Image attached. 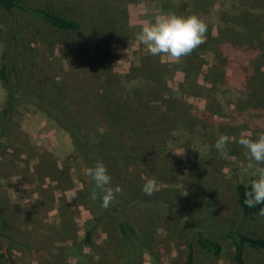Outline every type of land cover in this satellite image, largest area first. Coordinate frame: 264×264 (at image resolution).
<instances>
[{"label": "rangeland", "instance_id": "374dc122", "mask_svg": "<svg viewBox=\"0 0 264 264\" xmlns=\"http://www.w3.org/2000/svg\"><path fill=\"white\" fill-rule=\"evenodd\" d=\"M53 1L72 8L83 30L74 35L55 32L21 16V92L67 106L74 121L77 115H93L90 133L117 138L126 147L122 150L130 152L117 167L132 173L141 187L144 177H155L157 190L150 197L171 203L178 213L139 211L141 244L134 250L124 246L116 220L92 229L90 180L71 139L35 106L24 104L0 140V227L11 238L0 234V253L14 264H184L191 247L193 264H235L233 240L220 230L244 235L255 230L247 227L237 202L235 186L251 185L255 178L246 170V149L237 141L241 135L251 133L254 139L264 132V113L240 110L234 98L212 88L216 79L238 67L246 66L245 73H236L247 76L255 56L249 51L242 56L246 62H227L215 59L211 51L209 38L223 28L219 12L236 10L235 0ZM243 3L264 8V0ZM178 13L196 14L210 29L198 50L186 56L191 57L186 71L176 69L180 64L164 55L149 54L135 37L144 21ZM3 42L0 26V49ZM104 49L112 55L110 68L97 72L94 60ZM104 90L117 92L122 121L142 125L143 135L107 127L100 102ZM4 95L0 80V115ZM208 121L217 122V134L205 130ZM221 134L231 138L227 158L214 147ZM133 143L145 148L130 149ZM89 229L92 235L86 242ZM198 231L218 246L216 255L198 245ZM243 254L247 264H264V252L244 247ZM6 257L0 264H9Z\"/></svg>", "mask_w": 264, "mask_h": 264}, {"label": "trees", "instance_id": "16d2710c", "mask_svg": "<svg viewBox=\"0 0 264 264\" xmlns=\"http://www.w3.org/2000/svg\"><path fill=\"white\" fill-rule=\"evenodd\" d=\"M234 2V0H233ZM244 0H235L236 10H220L219 19L223 28H220L217 37L209 38L212 46V53L215 59L223 58L225 61H236L242 58L249 51H254L255 55L249 61V72L247 76H240L236 70L244 71L246 66L238 67L232 74H224L221 79H216L212 87L215 94L234 98L240 110L253 109L255 113H264V8L256 6L246 7ZM28 16L39 20L52 31L62 32L69 35L78 34L83 30V25L70 7L61 5L53 0H45L40 4H29L23 0H0V26L4 36V42L0 49V80L5 88L3 107L0 115V140L4 137L6 127L13 121L15 114L22 105H33L50 120L55 122L60 129L65 131L71 139L84 168L94 166L97 161H101L106 166L107 172L114 181V186L121 188L123 198L116 195L109 208L102 207V200L90 198V206L93 214L92 229L102 221L116 220L117 231L121 236L124 246L128 249L140 247V233L137 227V217L141 210L157 209L169 210L178 213L177 208L169 202H161L146 195L139 186V182L132 173L123 171L118 163L129 157L130 152L124 151V144L117 138H106L105 135L98 136L90 133L89 120H93V115L79 116L77 121L71 120V111L67 106H57L49 102L45 97H39L34 93H22L17 82V57L19 55V41L21 38L22 18ZM179 16L181 14L178 13ZM217 19V16H216ZM210 29L207 28L209 35ZM220 34V36H219ZM198 49H195V51ZM229 54V55H228ZM110 50L104 49L95 58V68L97 72L110 68ZM234 58L229 59V57ZM191 57H182L176 65V69L185 70L190 63ZM186 59V63H185ZM245 61L244 58H242ZM188 63V64H187ZM182 65V66H181ZM155 67L157 65H154ZM143 67V66H142ZM189 81V79H188ZM100 96L102 103V114L107 127L112 130H132L138 131L140 135L145 133L144 127L134 122L122 121V109H120V97L117 92L104 90ZM217 122L208 121L206 129L210 134H217ZM123 127V128H121ZM125 127V129H124ZM133 134H136L133 132ZM131 138V137H130ZM135 138L132 137V141ZM139 141V140H138ZM132 143V142H131ZM137 143H133L130 149L135 148ZM138 150L145 147L137 146ZM126 148V147H125ZM123 156V157H121ZM120 158V160H119ZM138 182L136 184L135 180ZM90 180V179H89ZM91 195L95 189L94 181L90 180ZM250 190V185L239 183L235 186L237 202L241 209L243 220L247 227L251 226L250 235H244L231 229H221L220 232L233 240L235 253L233 261L235 264H247L244 259V247L252 248L258 252H264V216L259 215V210L264 208V204L255 208L248 207L244 201L245 193ZM180 216V214L178 215ZM251 225V226H250ZM92 229L85 233L84 240L90 242ZM0 227V234L7 241L11 240ZM197 243L206 251L216 255L219 252L218 246L203 235L197 232ZM138 245V246H137ZM1 249V240H0ZM6 257L0 253V258ZM9 264H14L11 258L6 257ZM193 251L188 247L184 264H193Z\"/></svg>", "mask_w": 264, "mask_h": 264}, {"label": "clouds", "instance_id": "9594fccd", "mask_svg": "<svg viewBox=\"0 0 264 264\" xmlns=\"http://www.w3.org/2000/svg\"><path fill=\"white\" fill-rule=\"evenodd\" d=\"M207 25L196 14L179 16L176 14L157 15L152 20L144 21L140 31L135 34L137 41L145 45L149 54L154 56L164 55L173 62H178L182 57L190 55L206 40ZM231 138L221 134L214 147L224 158H227V143ZM246 149V170H251L255 177L251 181L250 190L245 193L244 203L255 208L264 204V132L259 133L254 139L251 133L241 135L237 141ZM84 174L95 183L91 198L102 200V207L109 208L121 188L111 186V177L103 162L97 161L94 166L84 169ZM142 191L152 195L157 190L155 177H144ZM75 198V194H73ZM259 215L264 216V208L259 210Z\"/></svg>", "mask_w": 264, "mask_h": 264}]
</instances>
